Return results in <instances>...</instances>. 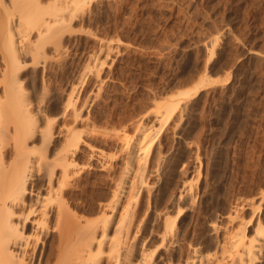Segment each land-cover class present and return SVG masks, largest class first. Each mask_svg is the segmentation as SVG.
Here are the masks:
<instances>
[{
    "label": "bare ground",
    "instance_id": "1",
    "mask_svg": "<svg viewBox=\"0 0 264 264\" xmlns=\"http://www.w3.org/2000/svg\"><path fill=\"white\" fill-rule=\"evenodd\" d=\"M111 1L0 0V264H264V175L209 202L179 137L209 66L119 121L97 108L123 41L90 24Z\"/></svg>",
    "mask_w": 264,
    "mask_h": 264
},
{
    "label": "rangeland",
    "instance_id": "2",
    "mask_svg": "<svg viewBox=\"0 0 264 264\" xmlns=\"http://www.w3.org/2000/svg\"><path fill=\"white\" fill-rule=\"evenodd\" d=\"M112 1L102 7L106 17L90 24L123 41L108 87L113 96L97 108L119 121L159 93L191 86L209 66L211 82L192 97L179 137L201 153L204 199L249 189L264 175V0ZM216 35L222 38L208 62Z\"/></svg>",
    "mask_w": 264,
    "mask_h": 264
}]
</instances>
